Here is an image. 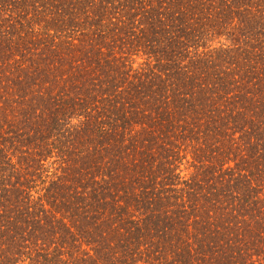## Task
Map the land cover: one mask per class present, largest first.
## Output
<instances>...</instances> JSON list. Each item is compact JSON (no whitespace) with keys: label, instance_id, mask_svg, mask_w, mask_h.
<instances>
[{"label":"trees","instance_id":"1","mask_svg":"<svg viewBox=\"0 0 264 264\" xmlns=\"http://www.w3.org/2000/svg\"><path fill=\"white\" fill-rule=\"evenodd\" d=\"M0 264H264V0H0Z\"/></svg>","mask_w":264,"mask_h":264}]
</instances>
